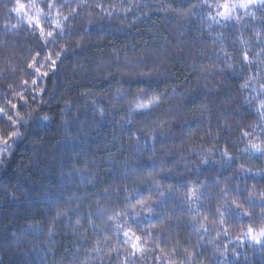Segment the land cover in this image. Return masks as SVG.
<instances>
[{
    "label": "clouds",
    "instance_id": "9594fccd",
    "mask_svg": "<svg viewBox=\"0 0 264 264\" xmlns=\"http://www.w3.org/2000/svg\"><path fill=\"white\" fill-rule=\"evenodd\" d=\"M22 2L0 0V145L40 181L0 257L264 264V0Z\"/></svg>",
    "mask_w": 264,
    "mask_h": 264
},
{
    "label": "trees",
    "instance_id": "16d2710c",
    "mask_svg": "<svg viewBox=\"0 0 264 264\" xmlns=\"http://www.w3.org/2000/svg\"><path fill=\"white\" fill-rule=\"evenodd\" d=\"M22 4H24L22 0H17V14H19L18 6ZM20 149L21 145L17 144L16 151H13L11 157L8 158L7 153L11 149L0 145V160H5L7 164V167L0 168V239H7L9 231L23 225L26 219L34 214V209L25 205L24 197L20 193L26 186L33 189L38 187L40 175L31 167H25L28 159L27 153ZM11 193H17L19 198H13ZM35 258L31 253L24 256L21 252H11L7 256L0 257V264H35Z\"/></svg>",
    "mask_w": 264,
    "mask_h": 264
},
{
    "label": "rangeland",
    "instance_id": "374dc122",
    "mask_svg": "<svg viewBox=\"0 0 264 264\" xmlns=\"http://www.w3.org/2000/svg\"><path fill=\"white\" fill-rule=\"evenodd\" d=\"M17 11H18L19 13H24V15L27 16V11L25 10V6H24V4L19 5Z\"/></svg>",
    "mask_w": 264,
    "mask_h": 264
}]
</instances>
